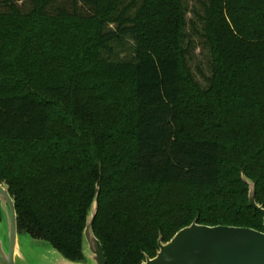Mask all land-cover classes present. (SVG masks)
Wrapping results in <instances>:
<instances>
[{"label":"trees","instance_id":"obj_1","mask_svg":"<svg viewBox=\"0 0 264 264\" xmlns=\"http://www.w3.org/2000/svg\"><path fill=\"white\" fill-rule=\"evenodd\" d=\"M23 1L0 2L15 26L0 43V184L19 234L83 261L96 194L106 264L152 259L195 220L264 231L242 181L264 208V0H198L206 89L187 70L182 0Z\"/></svg>","mask_w":264,"mask_h":264},{"label":"water","instance_id":"obj_2","mask_svg":"<svg viewBox=\"0 0 264 264\" xmlns=\"http://www.w3.org/2000/svg\"><path fill=\"white\" fill-rule=\"evenodd\" d=\"M242 181L248 187L249 205L262 217L264 228V208L255 201V185L244 176ZM97 198L96 194L82 233L83 261L70 262L50 243L18 233L14 198L5 182L1 183L0 221H4V231H0V264H106L103 247L92 229ZM27 239L35 246L31 248ZM157 247L155 257H145L141 264H264V231L208 227L197 224V220L178 231L167 243L159 237Z\"/></svg>","mask_w":264,"mask_h":264},{"label":"rangeland","instance_id":"obj_3","mask_svg":"<svg viewBox=\"0 0 264 264\" xmlns=\"http://www.w3.org/2000/svg\"><path fill=\"white\" fill-rule=\"evenodd\" d=\"M18 1L19 5L25 4L23 0H15ZM1 2V0H0ZM187 12H186V21L187 28L186 34L187 39L185 42V47H188V56H187V70L192 76V79L196 84L202 88L206 89L209 86V80L212 77L211 70V57L209 55V51L207 47L203 44V40L201 39V24H199L198 20L194 17L193 11L198 10V0H182ZM20 25H22L21 33L26 34L29 30V25L25 20L19 21ZM74 30L78 33L79 36L82 37V32L86 33V36H93L94 33V24L89 22H80L75 26H72ZM15 26L11 24L10 21H2L0 22V43H7V35L6 33H12ZM32 34V33H30ZM73 34V32H72ZM74 35V34H73ZM29 36V35H28ZM32 37V35H30ZM4 59V57H2ZM0 231H4V221H0ZM28 240V242H27ZM26 242L32 248L35 246L33 242L27 239ZM26 251L28 249L26 247Z\"/></svg>","mask_w":264,"mask_h":264}]
</instances>
